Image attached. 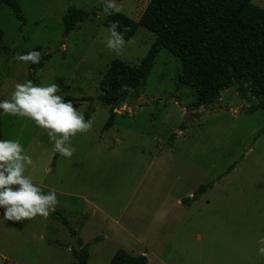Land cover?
Listing matches in <instances>:
<instances>
[{
	"label": "rangeland",
	"instance_id": "374dc122",
	"mask_svg": "<svg viewBox=\"0 0 264 264\" xmlns=\"http://www.w3.org/2000/svg\"><path fill=\"white\" fill-rule=\"evenodd\" d=\"M115 2L138 20L150 0ZM252 2L264 8V0ZM19 3L24 19L0 3V101L29 80V62L16 57L40 47L51 56L36 70L35 85L57 84L54 95L80 99L76 109L90 113L93 125L71 138L75 152L65 157L54 150L48 129L0 109V140H19L33 161L23 175L45 194L54 190L59 201L47 218L22 221L5 220L0 206V264H75L72 248L80 246L61 216L85 243L99 237L89 264H110L120 249L146 250L149 264H264L258 254L264 247L258 243L264 237V109L251 111L236 87L208 107L191 105L197 92L180 83L182 62L163 49L146 85L118 105L106 127L104 74L116 59L139 65L155 35L140 26L131 39L123 37L117 55L106 47L110 27L102 0ZM70 6L90 16L65 34ZM208 182L214 186L197 200L178 204Z\"/></svg>",
	"mask_w": 264,
	"mask_h": 264
},
{
	"label": "trees",
	"instance_id": "16d2710c",
	"mask_svg": "<svg viewBox=\"0 0 264 264\" xmlns=\"http://www.w3.org/2000/svg\"><path fill=\"white\" fill-rule=\"evenodd\" d=\"M0 3L7 4L19 19H24L19 0H0ZM89 16L88 10L70 6L63 15L65 34L71 33ZM114 21L119 22L117 32L125 39H131L143 26L155 35V40L139 65L116 59L104 74L100 82L101 98L110 106L106 127L114 124L118 105L146 85L155 59L163 49L181 60L180 83L197 92L191 105L208 107L223 90L236 87L239 95L250 102L251 111L264 109V8L252 0H150L138 20L119 12L107 14L103 23L110 27ZM3 39L4 31L0 27V49ZM30 51L41 52L38 64L29 62V80L36 84L34 74L51 54L36 47L19 55ZM62 98L64 102L72 101L74 108L80 104V99ZM84 118L91 119L90 113ZM184 128L181 124L180 130ZM213 186L214 182L201 184L192 196L182 199V203L190 205ZM61 220L77 236L80 248H72L75 264H89V248L99 237L85 243L66 218L61 216ZM110 264H148V258L145 254L133 255L120 249Z\"/></svg>",
	"mask_w": 264,
	"mask_h": 264
},
{
	"label": "clouds",
	"instance_id": "9594fccd",
	"mask_svg": "<svg viewBox=\"0 0 264 264\" xmlns=\"http://www.w3.org/2000/svg\"><path fill=\"white\" fill-rule=\"evenodd\" d=\"M102 2L103 11L109 15L122 11V5H118L115 0ZM118 28L119 22H112L106 47L120 55L125 41L123 34L117 32ZM16 59L38 64L41 52L30 51L18 55ZM58 91L60 88L57 84L35 85L28 80L15 85L11 99L0 101V109L5 115L29 117L37 126L48 129V135L54 141V150L62 156L71 157L75 152L71 138L78 132L90 131L93 120L86 121L83 113L74 108L72 101L64 102L61 96L54 95ZM32 163V158L24 154L19 140H0V206H4L5 220L22 221L34 218L37 214L47 218L59 203L54 190L45 194L28 176L23 175L25 166ZM17 184L20 187L13 190L11 185ZM258 243L264 245V237ZM258 254L264 256V247L258 249Z\"/></svg>",
	"mask_w": 264,
	"mask_h": 264
},
{
	"label": "crops",
	"instance_id": "0c3cea01",
	"mask_svg": "<svg viewBox=\"0 0 264 264\" xmlns=\"http://www.w3.org/2000/svg\"><path fill=\"white\" fill-rule=\"evenodd\" d=\"M220 108H224V106H219ZM184 110H185V108H184ZM178 130V132L177 133H180V132H182L180 129H177ZM177 135H180V134H177ZM190 194H191V196L194 194V193H192V192H190ZM178 204H180V205H182L183 203H182V201H181V199H178ZM143 245H145V244H143ZM69 251H71L70 249H69ZM141 254H145L146 256H147V258H148V252L146 251V250H144V249H141ZM139 255V254H138ZM4 260H6L5 258H3ZM149 258H148V264H149Z\"/></svg>",
	"mask_w": 264,
	"mask_h": 264
}]
</instances>
